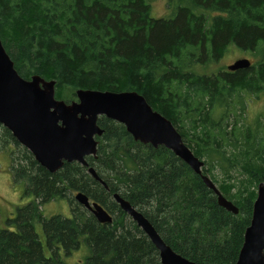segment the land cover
<instances>
[{
  "label": "trees",
  "instance_id": "trees-1",
  "mask_svg": "<svg viewBox=\"0 0 264 264\" xmlns=\"http://www.w3.org/2000/svg\"><path fill=\"white\" fill-rule=\"evenodd\" d=\"M148 1L0 0V40L19 76L54 81L56 99L68 104L82 89L145 96L239 213L221 207L173 151L141 144L109 118L98 119L104 135L97 137V156L86 158L89 166L65 163L56 173L1 125L0 149L10 144L14 182L25 183L32 200L0 225V264H69L83 246L89 255L77 264H162L114 194L138 208L183 257L237 263L264 182V129L241 124L236 112L244 109L243 97L264 96V0H166L170 14L159 18ZM231 47L258 58H248L249 69L212 71ZM77 193L106 209L112 224L99 223ZM61 199L71 217H45L41 207Z\"/></svg>",
  "mask_w": 264,
  "mask_h": 264
},
{
  "label": "water",
  "instance_id": "water-1",
  "mask_svg": "<svg viewBox=\"0 0 264 264\" xmlns=\"http://www.w3.org/2000/svg\"><path fill=\"white\" fill-rule=\"evenodd\" d=\"M251 61L241 58L229 65V70L249 69ZM78 101L66 103L56 99L54 81L40 76L26 80L19 76L15 63L0 40V125L34 156L36 162L51 173L65 163L77 162L89 166L87 157H96L98 139L104 134L98 119L106 117L123 124L127 132L143 145L163 146L173 151L196 174L202 176L208 188L218 196V204L232 214L239 208L230 202L214 181L203 174L204 161L193 154L170 119L155 111L145 96L137 92L78 90ZM93 178L105 186L93 168ZM123 211L142 229L157 247L162 264H196L174 251L161 239L150 220L119 194L113 195ZM76 200L88 209L99 223L112 224L113 217L100 204L83 193ZM253 218L244 236V245L236 264H264V182L258 186Z\"/></svg>",
  "mask_w": 264,
  "mask_h": 264
},
{
  "label": "rangeland",
  "instance_id": "rangeland-1",
  "mask_svg": "<svg viewBox=\"0 0 264 264\" xmlns=\"http://www.w3.org/2000/svg\"><path fill=\"white\" fill-rule=\"evenodd\" d=\"M148 2L153 8L152 15L154 17H165L170 14V9L167 8L166 0H149ZM231 48H233V50H230L224 59L211 67L212 71L217 72L218 70H229V65L241 58H249L251 61L258 58V56L254 54L250 56V54L244 52L240 53V51L238 52L235 47ZM241 103L244 104V109L242 110L240 105L239 107L237 106L236 111L237 115L241 114L242 116V118L240 117V119L243 120L241 121V124L245 123L251 125L252 128L255 129L258 123L261 125V128L264 129V96L261 98L243 97ZM10 150V144L6 145L5 150L0 149V225H5V227L7 221L16 218L18 208L25 207V205L32 200V197L26 193L27 185L22 182H14L12 174L13 166L15 164L12 163L14 157ZM221 176L222 175H219L220 178ZM41 210L47 218L55 215L70 218L72 215L69 203L66 199L51 201L42 206ZM36 230L40 234L39 236L42 239V242H45V236L41 226L37 225ZM88 255L89 252L87 247L83 246L80 251H77L67 260L69 264H77V262L85 260Z\"/></svg>",
  "mask_w": 264,
  "mask_h": 264
}]
</instances>
